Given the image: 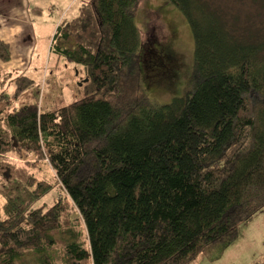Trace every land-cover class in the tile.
Wrapping results in <instances>:
<instances>
[{
  "label": "trees",
  "instance_id": "obj_1",
  "mask_svg": "<svg viewBox=\"0 0 264 264\" xmlns=\"http://www.w3.org/2000/svg\"><path fill=\"white\" fill-rule=\"evenodd\" d=\"M141 1L90 0L62 20L51 49L85 67L95 94L58 109L25 103L0 128V153L48 157L83 217L90 249L60 220L62 206L32 207L51 184L23 185L5 171L0 264H22L25 255L26 264H56L50 248L59 240L77 264H187L209 245L224 251L241 223L264 210V45L239 35L247 26L234 32L239 26L212 0H169L194 36L193 89L124 114L105 95L144 66ZM0 59H11L3 38ZM3 75L1 82H33L17 70Z\"/></svg>",
  "mask_w": 264,
  "mask_h": 264
},
{
  "label": "rangeland",
  "instance_id": "obj_2",
  "mask_svg": "<svg viewBox=\"0 0 264 264\" xmlns=\"http://www.w3.org/2000/svg\"><path fill=\"white\" fill-rule=\"evenodd\" d=\"M89 1L82 0V4ZM8 3V0H0V28L12 18L8 14ZM212 4L223 9L220 11L229 24L239 26L234 32L247 26V31L238 34L241 37L250 34L253 38L251 41L264 45V0H212ZM49 13L47 10L43 16L39 15L34 24V36L24 39L25 43L31 42L34 37L36 41L31 62L23 69L33 82L23 77L1 82L3 70L14 71L18 68L14 64L2 68L1 63L10 60L0 59V128L7 129V114L25 103H36L39 109H58L85 95L95 94L85 67L50 49L54 30L46 18ZM136 19L140 28V53L144 66L142 64L135 76L127 78L117 92L102 94L110 98L124 114L136 109L142 101L159 106L174 96L189 93L196 74L194 36L186 17L177 6L169 0H142ZM162 49L169 54V58ZM5 171L18 175L23 185L36 181L51 184V190L32 207H42L45 212L55 204L62 206L60 220L79 231L83 247L90 249L83 217L58 180L46 155L21 149L0 153V215L3 218L6 217L4 207L7 202ZM50 250L56 264H77L71 258L66 259L62 241L59 240ZM30 256L25 255L22 264H26ZM83 264H93L92 259H86ZM187 264H264V210L241 223L239 235L224 251L221 252L219 243L209 245Z\"/></svg>",
  "mask_w": 264,
  "mask_h": 264
},
{
  "label": "crops",
  "instance_id": "obj_3",
  "mask_svg": "<svg viewBox=\"0 0 264 264\" xmlns=\"http://www.w3.org/2000/svg\"><path fill=\"white\" fill-rule=\"evenodd\" d=\"M8 2L10 5L8 14H11L13 19H8L5 23L6 26L0 28V38L10 43L11 59L8 62H2L1 67L4 68L14 64L19 73H25L23 69H26L31 62L32 52L36 45L35 37L28 43H25L24 39L26 36L27 38L28 36L31 38L34 36V24L38 21L39 15L43 16V13L47 10L51 12L46 18L52 25L55 34L57 26L62 20H69L78 16L82 4V0H8ZM33 7H38L39 12H34ZM57 7L58 10H56ZM34 14L36 18H34ZM3 72L7 73L9 70H3Z\"/></svg>",
  "mask_w": 264,
  "mask_h": 264
},
{
  "label": "flooded vegetation",
  "instance_id": "obj_4",
  "mask_svg": "<svg viewBox=\"0 0 264 264\" xmlns=\"http://www.w3.org/2000/svg\"><path fill=\"white\" fill-rule=\"evenodd\" d=\"M162 51H163V54L167 57V58H169V54L164 50V49H162ZM156 64V63H155ZM155 64H152V65H155ZM151 65V66H152ZM152 70L154 69V67H150Z\"/></svg>",
  "mask_w": 264,
  "mask_h": 264
}]
</instances>
